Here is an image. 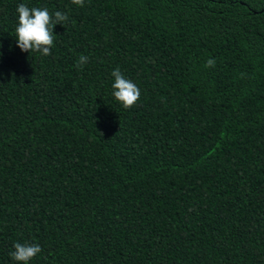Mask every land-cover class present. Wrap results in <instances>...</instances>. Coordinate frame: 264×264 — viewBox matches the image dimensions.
<instances>
[{"label":"trees","instance_id":"1","mask_svg":"<svg viewBox=\"0 0 264 264\" xmlns=\"http://www.w3.org/2000/svg\"><path fill=\"white\" fill-rule=\"evenodd\" d=\"M21 3L67 14L50 55L16 47ZM16 243L29 264H264V0H0V264Z\"/></svg>","mask_w":264,"mask_h":264},{"label":"clouds","instance_id":"2","mask_svg":"<svg viewBox=\"0 0 264 264\" xmlns=\"http://www.w3.org/2000/svg\"><path fill=\"white\" fill-rule=\"evenodd\" d=\"M74 5L83 6L84 0H71ZM17 26L15 27V43L21 52L39 53L42 56L51 54L54 44V27L63 25L68 16L61 11L50 13L47 8L28 7L21 3L16 9ZM88 61V57L81 55L76 68H82ZM206 67H215V60L209 59ZM114 78L112 83V96L124 109H130L140 98V90L131 80L125 78L119 68L112 71ZM14 250L9 253L11 259L17 264H29L41 251L38 244L16 243Z\"/></svg>","mask_w":264,"mask_h":264}]
</instances>
